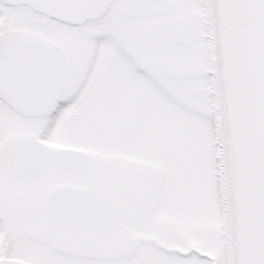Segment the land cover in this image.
<instances>
[{
	"label": "snow or ice",
	"instance_id": "1",
	"mask_svg": "<svg viewBox=\"0 0 264 264\" xmlns=\"http://www.w3.org/2000/svg\"><path fill=\"white\" fill-rule=\"evenodd\" d=\"M0 264H264V0H0Z\"/></svg>",
	"mask_w": 264,
	"mask_h": 264
}]
</instances>
